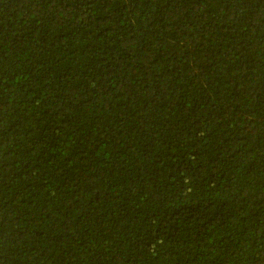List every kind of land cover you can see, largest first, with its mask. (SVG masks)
<instances>
[{"label":"trees","instance_id":"1","mask_svg":"<svg viewBox=\"0 0 264 264\" xmlns=\"http://www.w3.org/2000/svg\"><path fill=\"white\" fill-rule=\"evenodd\" d=\"M0 264H264V0H0Z\"/></svg>","mask_w":264,"mask_h":264}]
</instances>
